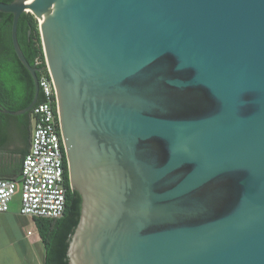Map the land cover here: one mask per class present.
Returning <instances> with one entry per match:
<instances>
[{"label": "water", "instance_id": "95a60500", "mask_svg": "<svg viewBox=\"0 0 264 264\" xmlns=\"http://www.w3.org/2000/svg\"><path fill=\"white\" fill-rule=\"evenodd\" d=\"M27 2L0 12L35 94L0 110H32L49 70L81 196L69 264H264V0Z\"/></svg>", "mask_w": 264, "mask_h": 264}, {"label": "trees", "instance_id": "16d2710c", "mask_svg": "<svg viewBox=\"0 0 264 264\" xmlns=\"http://www.w3.org/2000/svg\"><path fill=\"white\" fill-rule=\"evenodd\" d=\"M10 3L14 0H0ZM13 14L0 12V104L3 108L16 111L26 108L35 94L34 80L30 71L19 60L12 41ZM32 29L29 35V30ZM18 41L30 62L36 67V58L45 59L39 22L29 12L23 13L18 21ZM45 61L39 67H44ZM41 76V72L39 73ZM43 100L40 91L38 102ZM10 122L32 126V110L11 115L0 110V131ZM66 155V154H65ZM65 179L67 203L64 215L57 219L35 217V221L46 248L45 264H69L68 248L81 217V196L71 188L67 159L65 157Z\"/></svg>", "mask_w": 264, "mask_h": 264}, {"label": "built area", "instance_id": "2783aa9c", "mask_svg": "<svg viewBox=\"0 0 264 264\" xmlns=\"http://www.w3.org/2000/svg\"><path fill=\"white\" fill-rule=\"evenodd\" d=\"M31 1L33 0H28ZM44 61L46 66V57H37L36 67ZM39 84L43 100L32 109L31 146L23 158L20 177L0 178V213L10 211L19 193L21 214L33 219H57L66 211V155L60 129L56 88L48 69L41 72Z\"/></svg>", "mask_w": 264, "mask_h": 264}, {"label": "crops", "instance_id": "0c3cea01", "mask_svg": "<svg viewBox=\"0 0 264 264\" xmlns=\"http://www.w3.org/2000/svg\"><path fill=\"white\" fill-rule=\"evenodd\" d=\"M32 130L33 125L10 122L7 129L0 131V178L20 177ZM19 212L11 206L10 211L0 213V264H45L46 248L36 221Z\"/></svg>", "mask_w": 264, "mask_h": 264}, {"label": "rangeland", "instance_id": "374dc122", "mask_svg": "<svg viewBox=\"0 0 264 264\" xmlns=\"http://www.w3.org/2000/svg\"><path fill=\"white\" fill-rule=\"evenodd\" d=\"M19 207H20V204H19V193L17 194V196H16V200H15V202L12 204V209H13V211H17V212H19ZM20 213V212H19ZM26 216V215H25ZM26 217H28V218H32V217H30V216H26Z\"/></svg>", "mask_w": 264, "mask_h": 264}, {"label": "bare ground", "instance_id": "6f19581e", "mask_svg": "<svg viewBox=\"0 0 264 264\" xmlns=\"http://www.w3.org/2000/svg\"><path fill=\"white\" fill-rule=\"evenodd\" d=\"M27 3H29V2H27Z\"/></svg>", "mask_w": 264, "mask_h": 264}]
</instances>
